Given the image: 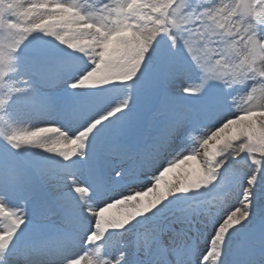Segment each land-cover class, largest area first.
I'll use <instances>...</instances> for the list:
<instances>
[{"label": "snow or ice", "instance_id": "obj_1", "mask_svg": "<svg viewBox=\"0 0 264 264\" xmlns=\"http://www.w3.org/2000/svg\"><path fill=\"white\" fill-rule=\"evenodd\" d=\"M0 264H264V0H0Z\"/></svg>", "mask_w": 264, "mask_h": 264}, {"label": "rangeland", "instance_id": "obj_2", "mask_svg": "<svg viewBox=\"0 0 264 264\" xmlns=\"http://www.w3.org/2000/svg\"><path fill=\"white\" fill-rule=\"evenodd\" d=\"M113 211H115V209H113Z\"/></svg>", "mask_w": 264, "mask_h": 264}]
</instances>
